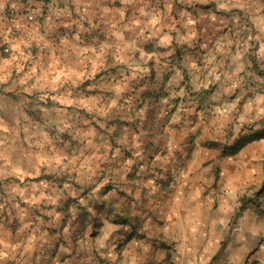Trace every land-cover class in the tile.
Masks as SVG:
<instances>
[{"label": "crops", "instance_id": "0c3cea01", "mask_svg": "<svg viewBox=\"0 0 264 264\" xmlns=\"http://www.w3.org/2000/svg\"><path fill=\"white\" fill-rule=\"evenodd\" d=\"M0 3V264H264V0Z\"/></svg>", "mask_w": 264, "mask_h": 264}, {"label": "built area", "instance_id": "2783aa9c", "mask_svg": "<svg viewBox=\"0 0 264 264\" xmlns=\"http://www.w3.org/2000/svg\"><path fill=\"white\" fill-rule=\"evenodd\" d=\"M0 11H5V7L4 5H2L0 3ZM87 16V9L85 4L80 5L77 8L76 11V18L78 21L82 22L86 19ZM38 18H41V22L45 25L51 24L53 22H55L58 19L57 14L48 11L47 13L41 14L36 12L35 10H31L28 15H27V20L30 23H36L38 21ZM223 45V44H222ZM4 53H8L9 52V48H4ZM209 75L212 78H217L220 79L222 78V72L221 71H212L209 72ZM235 82V81H234ZM231 83L229 84V88L234 90L235 89V83ZM197 100L194 97H189L186 101H180L176 106L174 105H169L168 108L166 110H164V115L167 116L170 113V110L173 109L174 107L180 108V109H184V110H189L193 107H195L197 105ZM246 104L248 106L252 105V100L248 99L246 100ZM255 123V119L253 116L249 115V116H245V117H238L234 120L232 127L230 129L231 134L233 136H237L240 131L247 129H250ZM175 173V172H174ZM227 194L228 191H224V196L223 198L226 199L227 198Z\"/></svg>", "mask_w": 264, "mask_h": 264}, {"label": "trees", "instance_id": "16d2710c", "mask_svg": "<svg viewBox=\"0 0 264 264\" xmlns=\"http://www.w3.org/2000/svg\"><path fill=\"white\" fill-rule=\"evenodd\" d=\"M64 177L70 178L71 175L70 174H66V176H64ZM40 180H41V178L39 177V178H35V179H32V180H28V181L37 182V181H40ZM23 182L27 183V180H24ZM73 203H76L77 208H79L81 210V212L79 213L80 216L76 217V219H77L79 225L82 227V230L84 231V228L87 227V223L89 222V215H88V212L86 211V207L78 206V202H74V200H69V201L64 203V207L63 208L68 209L69 205L73 204ZM66 220L67 219L65 218L64 221H66ZM92 235H95V232H92Z\"/></svg>", "mask_w": 264, "mask_h": 264}, {"label": "rangeland", "instance_id": "374dc122", "mask_svg": "<svg viewBox=\"0 0 264 264\" xmlns=\"http://www.w3.org/2000/svg\"><path fill=\"white\" fill-rule=\"evenodd\" d=\"M63 139H64L66 145H68L69 147H72L73 143H78V140L77 139H73L70 136L69 137H66V138H63ZM84 143L85 142H82L81 145L84 144Z\"/></svg>", "mask_w": 264, "mask_h": 264}]
</instances>
